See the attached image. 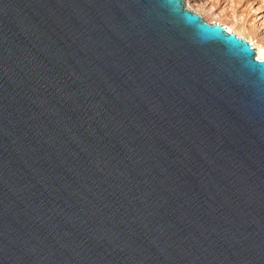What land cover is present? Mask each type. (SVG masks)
I'll return each mask as SVG.
<instances>
[{
  "label": "water",
  "instance_id": "1",
  "mask_svg": "<svg viewBox=\"0 0 264 264\" xmlns=\"http://www.w3.org/2000/svg\"><path fill=\"white\" fill-rule=\"evenodd\" d=\"M186 0H0V264H264V60Z\"/></svg>",
  "mask_w": 264,
  "mask_h": 264
},
{
  "label": "bare ground",
  "instance_id": "2",
  "mask_svg": "<svg viewBox=\"0 0 264 264\" xmlns=\"http://www.w3.org/2000/svg\"><path fill=\"white\" fill-rule=\"evenodd\" d=\"M187 5L240 37H250L264 60V2L260 0H186ZM256 41V42H255Z\"/></svg>",
  "mask_w": 264,
  "mask_h": 264
},
{
  "label": "rangeland",
  "instance_id": "3",
  "mask_svg": "<svg viewBox=\"0 0 264 264\" xmlns=\"http://www.w3.org/2000/svg\"><path fill=\"white\" fill-rule=\"evenodd\" d=\"M260 1H262V2H264V0H260ZM187 7L189 8V9H191V10H193V11H195V9H192L189 5H187ZM196 12V11H195ZM197 13V12H196ZM203 17V16H202ZM204 18V17H203ZM206 20V19H205ZM208 22H209V20H207ZM211 23V22H210ZM212 23H218V22H212ZM238 36V35H237ZM238 37H240V36H238ZM240 38H243V39H246V40H248L249 42H251V38L250 37H240ZM256 42V41H255ZM252 43V42H251ZM255 48V47H254ZM256 49V48H255ZM258 57V56H257Z\"/></svg>",
  "mask_w": 264,
  "mask_h": 264
}]
</instances>
